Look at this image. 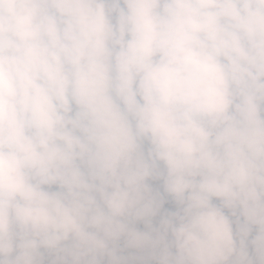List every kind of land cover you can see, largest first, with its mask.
Segmentation results:
<instances>
[{"label": "trees", "instance_id": "trees-1", "mask_svg": "<svg viewBox=\"0 0 264 264\" xmlns=\"http://www.w3.org/2000/svg\"><path fill=\"white\" fill-rule=\"evenodd\" d=\"M192 1L222 6L211 33L228 64L249 73L236 82L238 112L232 116L216 109L208 116L222 133L203 174L223 186L232 181L249 148L256 164L264 166V0ZM187 3L0 0V240L9 236L10 241L45 245L64 215L68 220L70 211L83 213L82 206L100 187L102 167L95 151L77 144L65 129L67 119H106L113 88L140 72V61L128 54L135 36L171 26ZM180 134L174 139L164 128L151 132L126 152V168L142 171L167 157L181 167L197 153V145L189 133ZM147 192L138 191V199ZM73 199L75 209H65ZM216 210L202 195L186 197L169 210L145 200L136 220L158 243L184 253L187 235L217 222ZM116 229L100 225L98 231L116 236ZM96 245L109 262L113 245ZM29 256L31 264H57L40 261L38 250ZM251 258L250 241L238 233L230 234L218 252L219 264H251Z\"/></svg>", "mask_w": 264, "mask_h": 264}, {"label": "rangeland", "instance_id": "rangeland-1", "mask_svg": "<svg viewBox=\"0 0 264 264\" xmlns=\"http://www.w3.org/2000/svg\"><path fill=\"white\" fill-rule=\"evenodd\" d=\"M223 13L218 2L188 0L171 26L133 37L128 54L140 61V72L113 88L108 117L89 121L70 115L65 124L76 143L91 147L98 157L102 181L97 193L82 206L83 213L70 211L68 220L64 215L63 225L45 245L3 237L0 264L3 259L6 264H31L32 250L39 251L40 261L57 264H219L220 246L234 233L250 241L251 264H264V166L256 164L253 149L244 153L230 184L219 187L203 174L222 133V126L208 116L216 109L235 115L236 82L249 77L227 63L211 33ZM159 128L174 139L189 133L197 153L179 168L167 157L142 171L128 170L126 152ZM146 189L150 192L140 201L137 193ZM193 195L211 200L218 221L191 232L184 253L158 243L136 221L145 200L169 210ZM74 199L65 209H75ZM100 225L117 228L116 236L100 233ZM96 243H112L109 262Z\"/></svg>", "mask_w": 264, "mask_h": 264}, {"label": "clouds", "instance_id": "clouds-1", "mask_svg": "<svg viewBox=\"0 0 264 264\" xmlns=\"http://www.w3.org/2000/svg\"><path fill=\"white\" fill-rule=\"evenodd\" d=\"M222 50V49H221ZM222 56L226 59V54H225V52L224 51H222ZM228 63V62H227ZM117 86V85H116ZM112 92H113V90H112ZM129 101H130V99H128ZM112 110V109H111ZM111 112V111H110ZM207 179V178H206ZM208 180V179H207ZM232 181H234V178L232 179ZM231 181V182H232ZM211 182V181H210ZM230 182V183H231ZM213 183V182H212ZM230 183H228V184H230ZM228 184H226V185H228ZM218 186V185H217ZM220 187V186H219ZM97 193V192H96ZM95 193V194H96ZM72 208V207H71ZM137 221V220H136ZM137 223H138V221H137ZM139 224V223H138ZM142 228V227H141ZM143 229V228H142ZM144 230V229H143ZM190 234V233H189ZM188 234V235H189ZM188 235H187V237H188ZM106 245H107V247L109 248V247H111L112 246V244L111 243H105ZM174 251V250H173ZM114 252V249L113 248H111V252L110 253H108L106 256H108V257H110V254H112ZM252 255H253V249H252ZM251 261H252V258H251ZM1 262L3 263V264H6V260H1Z\"/></svg>", "mask_w": 264, "mask_h": 264}]
</instances>
